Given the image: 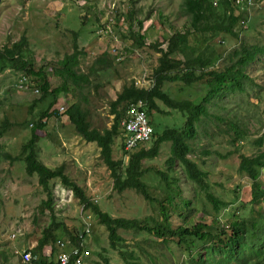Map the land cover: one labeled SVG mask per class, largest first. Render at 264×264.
Masks as SVG:
<instances>
[{"label":"rangeland","instance_id":"374dc122","mask_svg":"<svg viewBox=\"0 0 264 264\" xmlns=\"http://www.w3.org/2000/svg\"><path fill=\"white\" fill-rule=\"evenodd\" d=\"M184 1L135 0L134 28L138 26L136 20L144 19L143 30L148 29L149 35L144 46H135L128 35L129 29H125L121 36L124 43L121 61L116 62L111 49L108 50V46L116 41L114 38H100L97 16H109L108 12L114 14L115 7L125 12L131 7L128 0H0V50L24 39L22 52L33 62L34 69H43L52 87L66 81L64 89L68 93L64 91L51 109L59 110L61 105L69 107L79 102L88 110L90 126L103 130L113 123L112 102L124 84L141 80V85H149L148 80L153 78L160 57L158 48L153 45L158 43L161 44L159 49H166L167 36L177 30L191 29L190 16L183 10ZM215 3L217 15H221L219 0ZM234 8L240 13L235 25L238 40L231 35L224 36L220 31L192 32L189 42L195 51L192 53L188 49L186 54L180 53L178 57L199 56L196 63L199 73L200 70L223 69L224 57L241 42L264 46V0H254L247 10ZM160 11L162 17H159ZM240 19L249 20L247 30L241 28ZM119 32L114 35L120 38ZM76 48L83 53L76 68L80 78L74 80L64 71L62 62ZM103 56L106 59L104 65L95 62ZM2 63L0 60V65ZM5 63V68L0 70V127H5L0 135V245L13 253L16 248H23L17 244L24 242L23 239L28 241L27 247L31 241L37 242L52 219L51 211L43 207L47 192L39 183V174L30 175L23 160V145L32 137V123L39 120L48 102H39L40 96L34 92L38 77L28 75L33 82L28 88L21 89L17 85L26 74L22 69ZM104 66L108 67L107 71L103 70ZM247 74L249 78L244 81V90H229L217 104L213 99L208 105L210 116H205L197 125L198 135L190 140L193 149L188 155L207 171L208 191L230 205L216 213L206 191L186 177L179 160L170 172L171 176L179 178L183 196L191 199L193 211L188 213V217L193 223L199 220L211 222L217 218L221 225L225 224L234 212H241V208L247 212L252 203V182L238 171V165L241 155H254L264 150V144L261 146L256 142L260 136L264 137V53H259L255 62L248 66ZM163 87L176 101L189 99L198 103L205 97L208 85L204 80L190 85L166 80ZM157 103L162 112H153L150 120L158 132L166 127L185 128V112L173 109L162 100H157ZM118 109L122 110L123 105ZM216 114L226 117V122L212 119L211 115ZM235 118L246 133V138L236 144L231 142L232 132L223 131ZM45 120L47 125L43 130H37L40 139L34 144L38 160L51 168L63 166L64 173L93 200H98L100 208L112 216L136 218L150 226L155 224L159 218L158 200L168 190L157 171H168L166 160L171 155V141L161 143L157 156L143 160L146 168L143 180L155 198L151 203L133 188L123 192L114 190V179L98 145L80 136L66 113L59 111V114ZM123 137V130L119 127L112 145L115 159L124 156ZM152 145L149 141L146 148ZM124 159L127 161L128 155ZM59 181L54 179L50 185L55 216L64 225L56 230L57 239L70 238L69 230L74 235V229L83 224L82 217H89L90 225L92 223L91 233L84 240L91 255L83 264H180L184 259L177 245L167 243L153 233L120 229L124 238L123 249L130 251L135 258L124 260L118 250L112 249L106 226L90 209H85L72 192H68L65 202L61 198L55 199L54 185ZM13 182L19 185L17 189L10 185ZM171 220L174 226L183 223L176 213L171 214ZM13 233L16 237H12ZM52 248L58 247L54 245Z\"/></svg>","mask_w":264,"mask_h":264},{"label":"trees","instance_id":"16d2710c","mask_svg":"<svg viewBox=\"0 0 264 264\" xmlns=\"http://www.w3.org/2000/svg\"><path fill=\"white\" fill-rule=\"evenodd\" d=\"M123 1V0H122ZM248 0H243L247 3ZM131 2V7L125 12L118 10V19L123 16L124 21L128 25V35L133 39V45L144 46L146 38L149 35L148 29L144 28V19L136 20L137 29L134 28L135 16L137 14L135 8V0ZM215 0H185L183 10L186 15L190 16V30L174 31L166 37V49L160 48L159 45H153L158 48L160 57L158 66L154 69V82L149 87H141L131 81L129 84H124L118 92L116 99L112 102V112L115 114L112 125L109 128L100 130L90 126L88 110L80 105L73 103L70 105L66 114L74 125L77 133L85 140L95 142L99 149L100 155L105 164L111 171L114 179L113 188L117 192H123L128 188H133L139 191L149 201L153 202L155 198L150 194L146 182L143 180L146 168L143 165V160L157 156L159 147L164 141H171V155L167 158L168 171L158 170L162 180L168 188L165 195L158 200V214L155 224L150 226L143 224L141 220L136 218L114 217L106 211H103L100 206L85 190L75 181H72L63 171V166L50 168L40 160L34 149V144L40 139L37 130H43L47 125L49 116L59 114V110L51 109L60 95L65 91L68 93L64 81L63 85L52 87L47 79L43 69H34L33 62L24 55L22 46L24 39L14 43L12 47L4 46L0 50V70H3L6 63L22 69L24 74L21 79L26 78L24 83L28 88L32 84V79L28 75H35L39 79L38 92L39 102L47 101L46 109L41 112L39 120L32 123V137L29 142L23 145L24 151L29 150L26 154L23 151L25 162L27 163V172L33 175L38 172L40 184L44 185L47 192V199L43 202L44 209L51 211V222L46 226L42 235L37 239L35 247L32 249L39 256L40 264H53L43 257V248L46 245H56L57 233L59 227H63L62 221L55 216L53 208V193L50 189L51 181L60 179V181L74 189L76 198L84 206L85 209H90L98 218V221L106 226L109 231L110 245L112 249L118 250L122 258L128 261V258H133L132 253L124 247V238L119 230H133L137 233L149 232L159 236L167 243H174L178 250L184 255V259L180 264H264V150L261 149L254 155H241L238 165V171L248 176L251 180V200L252 203L249 210L246 212L241 208L234 212L232 217L227 220V223L220 224L217 218L214 221L207 222L199 220L193 223L188 217V213L192 212L191 199L183 196V190L179 185V178L171 176L177 161L185 171L186 177L198 185L199 188L206 191L208 200L212 203L214 211L218 213L222 208H227L230 203L219 199L212 192L208 191L209 183L206 180L207 171L200 168L197 162L191 159L188 155L192 151L190 140L197 137L198 127L205 116H210L208 105L213 99L215 103L220 98H223L227 91L244 90V81L249 78L247 74L248 66L255 62L259 53H264V46L247 45L241 42L238 47L232 49L225 57L223 69H212L198 73L196 63L200 57L196 58H179L178 54H186L191 50L193 53L195 47L189 41L190 33L220 31L226 35H231L235 40L239 39V34L235 31V25L239 21L240 13L235 11L234 0H219V4L223 13L217 15ZM159 17H162V12H159ZM95 16H97L95 14ZM98 18V16H97ZM219 19V20H218ZM143 30V31H142ZM127 36V35H125ZM82 50L76 48L71 54L65 56L62 62V68L74 80L80 78L76 68L80 63ZM5 61V62H4ZM106 61L105 56L97 59L95 62L103 64ZM104 65V64H103ZM100 69L98 66H94ZM103 70L107 71L108 67L104 66ZM20 79V80H21ZM168 81H182L185 85H190L195 81H205L208 85L206 95L202 102L195 103L192 100L176 101L172 99L164 89V83ZM35 92V89H34ZM142 100L144 107L147 110V115L150 124L152 122L153 112H162L159 108L157 100H162L173 109L178 108L187 114L184 129L166 127L162 132L153 127V134L149 141L153 145L146 148V145L139 146L128 153L125 150L124 156L128 155V160L125 161L124 156L120 159L113 157V143L119 133V127L122 129L121 121L125 115L127 106L132 102ZM123 105V109L118 107ZM118 109V110H117ZM212 119H217L226 122V117L216 114L211 115ZM229 125V126H228ZM223 131L232 132L231 142L236 144L246 138V133L241 128V123L237 118L231 120ZM153 126V125H152ZM5 127H0V135ZM148 141V142H149ZM257 145L264 144V137L260 136L256 140ZM209 151V150H206ZM176 213L183 219V223L174 226L171 220V214ZM75 231V230H74ZM68 235L73 241L78 239L72 235L70 230ZM86 245V244H85ZM88 246V245H86ZM87 248V247H86ZM85 248H83L84 250ZM83 258V263L86 257ZM179 260V258H178ZM70 264H75V258L72 256Z\"/></svg>","mask_w":264,"mask_h":264},{"label":"built area","instance_id":"2783aa9c","mask_svg":"<svg viewBox=\"0 0 264 264\" xmlns=\"http://www.w3.org/2000/svg\"><path fill=\"white\" fill-rule=\"evenodd\" d=\"M242 2L243 0H235L236 5H240ZM247 2L248 4H252V0H248ZM107 15L109 16L101 14L98 17L97 33L100 35V38H114L116 43H111L108 46V50L111 49L112 57L115 58L116 62H119L121 61V49L124 45L121 38L122 32H126L125 29H128V27L123 16L118 19V9H116V7L114 14H110V12H108ZM244 28H246V25H244ZM118 30H120V38L118 35H114V33L118 34ZM24 80H26V78L21 79L17 85L21 89H25L27 87ZM138 83H141V80H139ZM35 92H38L37 88L35 89ZM144 106V102L139 100L137 102L130 103L126 108L125 115L121 121L124 135L122 146L126 151H131L139 146L146 145L152 137L153 126L149 122L147 110ZM59 108L60 113H65L68 107L66 105H61ZM55 187L57 200L61 198L65 202L68 192H72L74 196V192L70 187L64 186L61 183L57 184ZM94 201L97 200L94 198ZM82 218L83 224L79 228L74 229V236L79 237L78 239L73 241L70 237L57 240L56 246L59 251L56 254L53 264H70L72 256L75 258V264H83V258L90 254L88 251L90 249L86 248L84 240L91 233L92 223L90 225L88 221L89 217ZM15 236L16 235L13 233L12 237ZM83 248L85 249L83 250ZM15 253L20 256L21 264H40L38 262L39 256L31 249H17ZM49 254L51 255V253Z\"/></svg>","mask_w":264,"mask_h":264},{"label":"crops","instance_id":"0c3cea01","mask_svg":"<svg viewBox=\"0 0 264 264\" xmlns=\"http://www.w3.org/2000/svg\"><path fill=\"white\" fill-rule=\"evenodd\" d=\"M149 81L152 84L154 82V78L149 79ZM47 166H49V165H47ZM10 185H12V188H14V189H17L18 186H19L15 182L11 183ZM23 241L24 242H20V243L17 242L18 245L21 244L23 246V248L21 250H23V249H31L32 250L35 247L36 243H37L36 241H31L30 242V244H31L30 247H27L28 241H25V239H23ZM17 249L18 248H16L14 250V252L11 253L9 251L7 252L6 248L0 245V264H21L20 256L15 253ZM58 251H59L58 248L55 249V248H52V245L51 246L50 245H46L43 248V251H42L43 257L45 259H47L49 262H53L55 260V258H56V254H57ZM49 253H51V255Z\"/></svg>","mask_w":264,"mask_h":264},{"label":"clouds","instance_id":"9594fccd","mask_svg":"<svg viewBox=\"0 0 264 264\" xmlns=\"http://www.w3.org/2000/svg\"><path fill=\"white\" fill-rule=\"evenodd\" d=\"M253 2H254V0H252V3H253ZM234 4H235V0H234ZM235 6H236L237 8H239L240 5H236V4H235ZM251 6H252V4H248V2H247V3H244V2H243L239 9H240V10H244V9L247 10V9H248L249 7H251ZM240 22H241V28L244 29V30H247L248 27H249V20H243V19H240ZM244 25H246V28H244ZM127 27H128V25H127ZM125 35H127V34H125ZM123 44H124V43H123ZM145 77H146V74H145ZM148 81H149V80H148ZM136 84L139 85V86H141V87H149V86H151V83H149V85H144V84L141 85V83H137V82H136ZM55 180H56V179H55ZM59 183H61L62 185H64L61 181H59ZM59 183H57V184H59ZM57 184H56V185H57ZM56 185H54V188H55ZM64 186H66V185H64ZM67 187H68V186H67ZM70 188H71V187H70ZM71 189H72V188H71ZM73 192H74V190H73ZM54 194H55V193H54ZM74 197H76V196H75V193H74ZM55 199H56V197H55ZM56 200H57V199H56ZM56 200H55V201H56ZM97 201H98V200H97ZM97 201H95V202H97ZM69 203H70V202H69ZM32 251H33V250H32Z\"/></svg>","mask_w":264,"mask_h":264}]
</instances>
